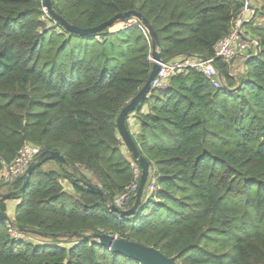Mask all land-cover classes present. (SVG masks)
Returning <instances> with one entry per match:
<instances>
[{
    "label": "trees",
    "instance_id": "obj_1",
    "mask_svg": "<svg viewBox=\"0 0 264 264\" xmlns=\"http://www.w3.org/2000/svg\"><path fill=\"white\" fill-rule=\"evenodd\" d=\"M253 2L243 25L258 49L243 56L238 76L216 59L225 87L190 69L128 114L126 127L149 172L140 206L120 218L109 205L132 184L123 208L134 204L141 167L117 117L148 80V33L137 26L111 31L113 24L76 34L44 12L43 0H0V177L25 144L65 159L42 160L23 188L24 178L0 180V194H10L0 196L8 218L0 220V264H140L74 232L127 238L177 264H264V0ZM51 4L80 28L135 10L156 33L162 58L212 57L243 9L242 0ZM152 178L157 189L149 193ZM9 227L28 238L12 237Z\"/></svg>",
    "mask_w": 264,
    "mask_h": 264
},
{
    "label": "water",
    "instance_id": "obj_2",
    "mask_svg": "<svg viewBox=\"0 0 264 264\" xmlns=\"http://www.w3.org/2000/svg\"><path fill=\"white\" fill-rule=\"evenodd\" d=\"M43 6L46 7L48 13L56 19L62 26H64L67 30L81 35H89L93 33L100 32L104 30L107 27H110L111 25L119 22V21H125L129 18H136L140 24L145 28L146 32L148 33L150 39H151V57L153 59L152 61V67L151 71L148 77V80L146 81L145 85L130 99V101L127 103V105L120 111L118 117H117V129L119 132V135L121 139L126 144L128 150L132 153L133 157L137 160L139 166L141 167L140 171V177H139V183L136 189V192L134 194L135 201L134 204L128 208V209H119L114 204L109 205V209L111 211H114L119 214L120 217L124 216H130L133 215L137 208L140 206L142 202V194L144 191V186L148 178V172H149V166L148 162L143 158L137 148L134 144V141L131 137V134L126 127V118L128 114L135 110L140 104L143 99H145L148 96V93L151 91V81L156 75V73L159 70V63L160 62H168L172 60L175 57L172 58H162L160 56V53L157 50V36L154 32L152 26L147 21L145 17H143L139 12L135 10H128L123 13H118L108 19L107 21H104L103 23L92 27V28H80L75 25L69 24L64 18H62L56 11L52 8L51 0H43ZM243 25V24H242ZM248 40H250L248 38ZM256 50L258 49V45L255 46ZM232 61V60H231ZM45 158H53L58 160L59 162L63 163L65 161L64 157L59 154L57 151H52L50 153L42 152L39 154L36 160H34L26 169L25 171L17 176V179L24 178V183L22 185V188L26 185V183L29 180V176L33 169L41 163L42 160ZM86 186L89 190L95 191L100 196H103V192L99 188H95L89 183H86ZM9 193L6 194H0L1 197L7 198L9 197ZM7 216L2 214L0 212V220H6ZM72 236L81 237L84 240H90L95 239L97 243L101 244L102 246L106 247L111 251L112 253L116 254H122L126 257H130L136 261H138L140 264H177L175 261V258L173 256L168 257L161 253L158 249H155L152 246H146L142 243L131 241L127 238H122L120 236H113L108 233H95L93 235H82L74 232Z\"/></svg>",
    "mask_w": 264,
    "mask_h": 264
},
{
    "label": "built area",
    "instance_id": "obj_3",
    "mask_svg": "<svg viewBox=\"0 0 264 264\" xmlns=\"http://www.w3.org/2000/svg\"><path fill=\"white\" fill-rule=\"evenodd\" d=\"M253 0H242L243 9L239 18L234 22L230 33L219 40L214 47V55L209 58L198 56L184 55L175 57L168 62H160L159 70L151 81V90L165 87L169 78L176 74L185 72L187 70H195L202 73L209 83L214 88L225 87V81L220 75V72L215 66V60L220 59L227 64V70L231 67L232 61L239 56H246L248 50L252 46L258 45V41L253 37H248L243 31V22L245 16L252 11L251 5ZM45 13H48L45 6H43ZM115 28H110L111 31L123 30L132 26L139 27L146 34L145 28L140 24L136 18H129L125 21H119L114 24ZM248 38L250 40H248ZM153 61L152 57L149 58ZM232 60V61H231ZM40 149L33 145L25 144L17 152L14 160L7 165L0 177L2 181H9L22 174L25 169L38 157ZM135 189V184H132L125 192L121 193L114 199V205L119 209H124L123 205L126 203L129 194ZM155 181L152 178L148 185V192L151 193L156 190ZM122 218V217H120ZM9 234L14 238H28L21 231L9 227Z\"/></svg>",
    "mask_w": 264,
    "mask_h": 264
},
{
    "label": "crops",
    "instance_id": "obj_4",
    "mask_svg": "<svg viewBox=\"0 0 264 264\" xmlns=\"http://www.w3.org/2000/svg\"><path fill=\"white\" fill-rule=\"evenodd\" d=\"M255 6H256V5H255V2H253V4L251 5L252 11H251L249 14H247V15L245 16V19H244L243 24H244L245 22H247V21L253 16V13H254V7H255ZM243 31L246 32V27H244V25H243ZM247 36H248V35H247ZM248 37H249V36H248ZM239 57L243 58V56H239ZM237 58H238V57H237ZM235 59H236V58H235ZM235 59L233 60V62L235 61ZM143 111H147V107H146V106L143 108ZM128 121H129V123H130L131 131L134 130V129H136V125L134 124V117H133V114H131V115L128 117ZM6 206H7V214H8V215H13V212H14V201L7 202Z\"/></svg>",
    "mask_w": 264,
    "mask_h": 264
},
{
    "label": "rangeland",
    "instance_id": "obj_5",
    "mask_svg": "<svg viewBox=\"0 0 264 264\" xmlns=\"http://www.w3.org/2000/svg\"><path fill=\"white\" fill-rule=\"evenodd\" d=\"M111 28H115V25H113ZM243 62H244V58H241V57L236 58L234 62L232 61L231 69H230L231 75L238 76L241 73V69H242V66L244 64ZM50 165H52V164L47 163V164L43 165V168H48ZM63 185H64V188L66 190H71V187L69 185H67L66 183H64ZM5 191H6V188H4L3 194H6ZM14 206H15V201H14ZM29 239H32L33 241H37V238H35V237H30Z\"/></svg>",
    "mask_w": 264,
    "mask_h": 264
}]
</instances>
